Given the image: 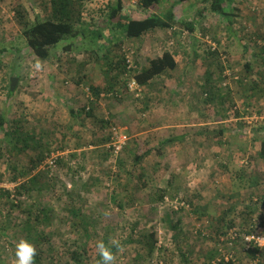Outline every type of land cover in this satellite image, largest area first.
Segmentation results:
<instances>
[{"label": "rangeland", "instance_id": "374dc122", "mask_svg": "<svg viewBox=\"0 0 264 264\" xmlns=\"http://www.w3.org/2000/svg\"><path fill=\"white\" fill-rule=\"evenodd\" d=\"M49 1L0 0V123L22 128L10 144L0 130V191L10 193H0V264H11L20 238L42 264H76V248L84 264H96V243L110 237L124 245L117 264H264V245L246 239L264 237V0H232L229 18L206 16L195 34L182 26L143 41L98 25L117 0H84L81 20L99 26L102 39L65 40L34 71L38 58L16 10L33 25L50 17ZM193 1L177 3L179 21L190 20ZM124 2L130 17L150 14ZM109 33L122 48L110 46ZM166 51L177 68L140 91L128 88L129 74L102 73L121 54L139 70ZM115 133L125 142L119 153ZM135 139L152 151L138 165ZM41 151L38 168L15 181L12 166L30 168ZM33 176L36 187L18 194ZM43 209L45 222L36 218ZM71 209L81 217L72 219ZM154 231L148 255L141 241Z\"/></svg>", "mask_w": 264, "mask_h": 264}, {"label": "trees", "instance_id": "16d2710c", "mask_svg": "<svg viewBox=\"0 0 264 264\" xmlns=\"http://www.w3.org/2000/svg\"><path fill=\"white\" fill-rule=\"evenodd\" d=\"M184 1L185 0H139L141 7L143 9L149 10L151 15L144 19L137 20L131 19L125 15L123 11L125 5L124 0H117L115 4L108 5L105 18L104 20L98 22V25L101 28L107 29L109 32L115 33L120 30L122 32V38L137 40L149 32L157 30L174 31L175 28L182 26L192 34H195L196 26L200 24V22H202L206 16L216 15L219 17L229 18L230 14H227L226 8L229 3L232 2V0H194L191 7L193 8V12L191 14L190 20L179 21V18L177 17V3ZM83 2L84 0H50V17L47 20L36 22L33 25L29 24L28 18L25 16V13L20 10V8L16 10L20 25L23 27L22 36L25 39L27 48L33 53V55H35L40 60L46 61L51 56V49L65 40L69 41L76 39L80 35L87 37L95 36L96 38L102 37V32L100 28H98L99 26L97 27L93 26L92 24L82 22L81 9L83 8ZM114 33H111L110 39H108L110 42L115 41V39L112 38L115 35ZM117 45L120 46V43L116 44V46ZM64 49L65 51H70L72 49V45L67 44ZM215 54L216 53L214 52H209L208 55L214 56ZM105 67V76L112 77V73H115L114 76L117 78L129 74L130 79L128 78L125 82L127 86L132 80H134L139 86L146 87L149 86L153 80L160 77L168 70H175L177 68V62L173 53L166 51L161 57L150 58L146 67H143L139 70H132L128 69L126 58L123 54H121V59H117L116 62L112 61L110 63H106ZM249 68L250 65L247 64V71ZM208 75H211V73H208ZM115 77H113V80H116ZM205 83L206 84L202 85L203 89H206V87L209 86L210 78H208ZM93 91L96 92V94L98 93V95L101 94V90L99 89H93ZM14 92L15 91H12L11 87L9 86V94L12 95ZM212 100L213 98H211L209 95L207 101ZM84 111L89 116L92 114L91 112L86 111V109ZM71 113L74 116L76 115L75 111H72ZM4 127V122H1L0 130L3 132V136H5L4 141L8 144L12 143V138H15V140L22 138L20 135V132L22 133L21 127L16 126L9 131L5 130ZM29 138H31L30 135H28V138L24 140V146L26 147L29 146H27L26 143L27 139ZM33 139L34 138H31V140ZM135 143L136 152L134 155V161L135 164L138 165L146 157H148L152 151L147 146H143L142 142L138 139H135ZM1 151L3 150L1 149ZM44 153V151H41L36 159L31 160V167L28 169L25 167L20 169L17 168L16 165L12 166V169L15 172V181H17L18 177H25L27 174L32 173L36 168H38L40 163L45 158ZM260 155L264 159V141L261 143ZM38 179L39 178L37 176H33L27 183H22L17 188L18 194H20L21 191H29L35 188L39 183ZM0 193L2 196H10V193L6 190H1ZM158 197L159 200L164 199V195ZM70 215L72 219L78 217L79 210L71 209ZM36 218L38 221L43 220V222H45V220L48 218V211L44 209L41 210L40 215H38ZM25 229L29 231L31 230V227L26 226ZM34 229L35 228L32 226V230ZM36 241L41 242V236H36ZM78 241L76 242L77 244ZM141 242L147 254L151 255L154 253L158 243V233L155 231L151 232L149 235L144 236ZM69 254L71 259L76 264H84L87 256L85 251L81 253L77 248L69 252ZM35 264H42L39 256L35 257Z\"/></svg>", "mask_w": 264, "mask_h": 264}, {"label": "clouds", "instance_id": "9594fccd", "mask_svg": "<svg viewBox=\"0 0 264 264\" xmlns=\"http://www.w3.org/2000/svg\"><path fill=\"white\" fill-rule=\"evenodd\" d=\"M43 63L37 59L32 65L34 71H42ZM264 245V241H261ZM115 249V251H113ZM96 253L100 257L96 264H117V255L124 251V245L119 239L110 237L108 243L100 240L95 246ZM37 248L28 239L20 238L15 244L14 259L11 264H35Z\"/></svg>", "mask_w": 264, "mask_h": 264}, {"label": "built area", "instance_id": "2783aa9c", "mask_svg": "<svg viewBox=\"0 0 264 264\" xmlns=\"http://www.w3.org/2000/svg\"><path fill=\"white\" fill-rule=\"evenodd\" d=\"M76 1H80V0H76ZM133 3L136 2V0H131ZM128 63V69L132 68V64H130V61H127ZM128 88L131 91H140L141 90V86H139L134 80H132L129 84H128ZM115 130V129H113ZM116 137H117V141L116 144L114 145V147L116 148V153H119L122 148L125 145V142L122 140L121 137H119L116 133H115ZM56 160H52L50 162L51 166H55ZM247 242H255L259 247L263 246L261 241H264V237L261 236H255L254 234L247 236Z\"/></svg>", "mask_w": 264, "mask_h": 264}, {"label": "crops", "instance_id": "0c3cea01", "mask_svg": "<svg viewBox=\"0 0 264 264\" xmlns=\"http://www.w3.org/2000/svg\"><path fill=\"white\" fill-rule=\"evenodd\" d=\"M130 2H132V1L129 0V3H130ZM136 2H138V4H139V0H136ZM142 9H143V8H142ZM125 10H126V7H125V5H124V9H123L124 14L126 13ZM144 10H146V9H144ZM146 11H148V12L150 13L149 15H151V12H150L149 10H146ZM127 13H128L129 15L132 14V10L129 11V12H127ZM105 14H106V11H105ZM128 14H125V15H127V16H128L129 18H131V19H137V20H139V19H144V18H146V17L149 16V15H148V16H146V17H144V18H135V17H130ZM46 20H47V19H46ZM196 27H197V26H196ZM157 31H162V30H157ZM157 31L149 32V33L145 34L142 38L137 39V40H134V39H133V40H134V41H143V40H145V38H146L147 36L151 35V33H154V32H157ZM174 31H176V28L174 29ZM173 34H175V32H173ZM110 36H111V34L109 33V34H108V38H109V39H110ZM79 38H80V39H87V36L80 35V36L78 37V39H79ZM112 38H115V37L113 36ZM100 39H102V37H101ZM191 39H193L194 42L197 41V40H196L195 38H193V37H192ZM72 40H73V39H72ZM123 41H124V40L120 41V39H119L118 42H115V41H114V42H110V41H109V44H110V46L113 45V46L115 47L116 44H119V43H120V46H119V47H121V43H122ZM72 43H73V42H70L69 44H72ZM112 43H113V44H112ZM122 44H123V43H122ZM66 46H67V45H66ZM66 46H65V47H66ZM72 46H73V44H72ZM110 46H109V47H110ZM117 47H118V45H117ZM121 48H122V47H121ZM161 56H162V55H161ZM161 56H159V57H161ZM156 58H158V57H156ZM174 58H175V57H174ZM175 60H176V59H175ZM127 61H128V60H126V64H128ZM176 62H178V61H176ZM86 66H88V65H86ZM104 70H105V69H104ZM104 70H102V71H103L102 73H104ZM103 75H105V74H103ZM84 77H85V78H88V75L85 74ZM149 85H150V84H149ZM147 87H148V86H147ZM94 88H95V89H99V90L101 89V87H99V86L94 87ZM101 94H102V92H101ZM101 94H100V95H101Z\"/></svg>", "mask_w": 264, "mask_h": 264}, {"label": "water", "instance_id": "95a60500", "mask_svg": "<svg viewBox=\"0 0 264 264\" xmlns=\"http://www.w3.org/2000/svg\"><path fill=\"white\" fill-rule=\"evenodd\" d=\"M18 79L17 78H12L11 80V90L14 91L15 87H16V83H17Z\"/></svg>", "mask_w": 264, "mask_h": 264}]
</instances>
